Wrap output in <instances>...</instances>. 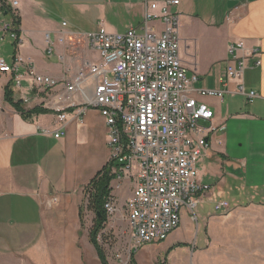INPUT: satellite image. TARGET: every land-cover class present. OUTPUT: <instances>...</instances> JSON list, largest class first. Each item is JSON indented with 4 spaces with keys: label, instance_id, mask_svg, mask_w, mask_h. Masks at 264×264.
I'll list each match as a JSON object with an SVG mask.
<instances>
[{
    "label": "crops",
    "instance_id": "obj_1",
    "mask_svg": "<svg viewBox=\"0 0 264 264\" xmlns=\"http://www.w3.org/2000/svg\"><path fill=\"white\" fill-rule=\"evenodd\" d=\"M17 1L21 43L15 53L32 61L39 74L61 81L99 62L86 35L101 26L109 32L141 28L148 4L168 0ZM179 2L174 11L179 14L183 40L181 57L189 74L199 75L194 88L224 91L223 97L195 94L215 113L212 122L205 124L215 131L198 166L201 181L212 190L199 203L210 202L214 208L223 201L231 205L217 215L202 216L205 247L201 251H208L216 237L230 238L225 233L233 227H250L253 246L242 254H264V0ZM60 17L68 18L61 26ZM153 25L163 29L162 23ZM238 42L244 43L237 55L245 58L246 68L241 80L224 84L221 76L231 60L229 48ZM202 46L218 48L221 55L204 62ZM254 50L260 55L251 56ZM258 60L261 65L256 64ZM10 80L9 74H0V264H73L69 257L79 254L75 244L84 238L80 210L85 189L112 155L106 120L99 110L86 108L79 93L67 94L62 86L39 89L32 78L22 75L21 86H11L14 102L26 111H48L25 119L6 100ZM241 86L246 95L237 93ZM251 92L256 96L249 101ZM61 113L67 114L65 135L57 139L54 133L60 127L57 115ZM230 182L232 186L240 183L231 201L223 199L233 193ZM131 196L132 189L124 204ZM188 210L182 212L184 226L197 219ZM234 211L238 215L250 212L251 219L233 218ZM214 224L216 230L219 225L220 230H227L215 235ZM181 226L161 243L168 254L190 250L191 240L177 234ZM87 237L90 241V233ZM203 255H198L199 261ZM134 258L139 264L135 254Z\"/></svg>",
    "mask_w": 264,
    "mask_h": 264
},
{
    "label": "built area",
    "instance_id": "obj_2",
    "mask_svg": "<svg viewBox=\"0 0 264 264\" xmlns=\"http://www.w3.org/2000/svg\"><path fill=\"white\" fill-rule=\"evenodd\" d=\"M179 4V0L151 2L141 28L112 33L101 26L86 35L100 60L81 67L70 79L59 81L39 74L34 63L17 52L11 65L0 59V74L11 76L12 87H20L22 75H27L36 88L62 86L67 94L79 93L86 108L100 111L108 129L114 180L119 188L125 180L132 185V196L124 207L137 246L165 242L179 229L183 210L194 212L203 195L212 190L201 181L198 166L215 131L205 124L212 122L215 113L195 94L223 97L224 91L194 88L199 75H190L181 57L183 40L179 14L174 11ZM18 8L17 0H0V44L10 37L17 49L21 43ZM155 23H162L163 29ZM243 48V42L230 46L233 57L221 76L222 83L241 80L246 61L237 54ZM250 55L260 54L254 50ZM237 93L246 95L243 86ZM255 96L251 92L249 101ZM57 118L60 127L54 136L59 139L65 135L67 114ZM104 207L109 215L119 211L112 193ZM230 208L227 201L215 205L220 212Z\"/></svg>",
    "mask_w": 264,
    "mask_h": 264
},
{
    "label": "rangeland",
    "instance_id": "obj_3",
    "mask_svg": "<svg viewBox=\"0 0 264 264\" xmlns=\"http://www.w3.org/2000/svg\"><path fill=\"white\" fill-rule=\"evenodd\" d=\"M8 1L11 2L13 0ZM66 19L68 18H59L60 26L62 25V22L66 21ZM125 30V27H120L118 29L119 32L111 30L110 32L123 33ZM0 45V59H4L9 65H11L14 61L16 50L14 40L10 37H6ZM200 51V55L204 57V62L208 58H211L212 55L215 57L221 55L220 49L218 48L211 50L202 46ZM93 57L96 58L97 55L93 54ZM230 57L232 58L233 55H230ZM37 63L40 65L39 61H37ZM244 174L245 176L247 175L246 173ZM116 180L111 183V187L113 186L115 189V193L112 191V196L117 202L119 211L114 215L108 214V220L98 236V242L105 254L108 264H129L131 262L132 252L135 254L139 264H264V254H242L243 252H250L253 246L250 227H244L240 230L239 228L236 230V228L233 227L232 231L230 230L225 233L227 236H230V238L216 237L215 242L211 245L208 251H201V249L205 247L203 242L205 239V227L202 216L207 217L220 213V211L215 210L214 205L210 202L199 203L195 208L194 213H191L196 216L197 219L191 221L187 226H184L182 222V228L177 233H183L186 240H191V242H189L190 250L188 252L185 249H178L177 252L181 254H168L169 250L165 248V243L137 246L132 240V233L127 219V211L124 207V202L130 197L132 185L128 180H125L124 184L119 188ZM229 184L233 189V193L229 197L224 196L223 199L231 201V198L236 195V187H238L240 183L233 186L231 182ZM93 194L94 190L90 188L88 195L85 197L83 205L84 224L82 227V230H84V238L82 240L80 239V241L75 244L74 249H77L79 254H73L69 257L71 258L69 260H73V264H103V262L97 257L98 254L96 253L95 247L89 244L90 241L87 237L97 224L96 213L88 209V201ZM184 211L189 210L188 208H185ZM233 214V218H238L235 216H239V218L251 219L250 212H243L241 213L242 215H238L237 212L234 211ZM208 218L210 219V217ZM229 218L231 219V216ZM216 228L217 225L214 224L215 235H218V231L223 232L224 230H227L226 227L225 229L220 230V225L218 226V230H216ZM194 251H197V255L191 254V252ZM199 254H204L201 261L198 260Z\"/></svg>",
    "mask_w": 264,
    "mask_h": 264
},
{
    "label": "trees",
    "instance_id": "obj_4",
    "mask_svg": "<svg viewBox=\"0 0 264 264\" xmlns=\"http://www.w3.org/2000/svg\"><path fill=\"white\" fill-rule=\"evenodd\" d=\"M12 96H13V92L11 89V84H9L6 87V91H5L6 100L13 107H15L25 119H29L33 115H36V114L48 112L47 110H42L39 108H36L31 111H26L22 108V106L19 103L14 102ZM111 168H112V163L109 162L101 171L97 173V175L90 182L89 186L85 189L86 196L88 195V191L90 188L94 190V194L90 196V199L88 201L89 202L88 209L96 213L97 224L90 231V241L95 247L96 252L100 260L103 262V264H108V263H107L105 254L98 242V236L101 230L104 228V224L108 220L107 219L108 213L104 206L113 191L111 187V183L116 178V176L111 173ZM80 217H81L82 224H84L83 223V208L80 210ZM131 255H132L131 262L129 264H137L134 258V253L132 252Z\"/></svg>",
    "mask_w": 264,
    "mask_h": 264
}]
</instances>
